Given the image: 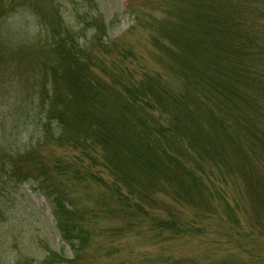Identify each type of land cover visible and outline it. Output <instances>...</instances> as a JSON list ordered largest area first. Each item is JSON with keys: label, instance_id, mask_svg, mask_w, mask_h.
<instances>
[{"label": "trees", "instance_id": "trees-1", "mask_svg": "<svg viewBox=\"0 0 264 264\" xmlns=\"http://www.w3.org/2000/svg\"><path fill=\"white\" fill-rule=\"evenodd\" d=\"M34 1L0 0V79L30 58L14 142L0 137V226L32 185L62 246L10 256L0 228V264L216 236L229 180L264 213V0H132L128 35L147 36L144 52L109 40L99 0Z\"/></svg>", "mask_w": 264, "mask_h": 264}, {"label": "rangeland", "instance_id": "rangeland-1", "mask_svg": "<svg viewBox=\"0 0 264 264\" xmlns=\"http://www.w3.org/2000/svg\"><path fill=\"white\" fill-rule=\"evenodd\" d=\"M23 1L6 0L16 4ZM36 1L45 3V0ZM99 1L107 23L111 26L109 40L118 42L119 47L125 45L121 41H131L137 50L144 52L143 45L147 42V36L144 33L135 37L128 35L132 26L128 15L132 0ZM88 36H91L90 32ZM29 65V57L20 58L15 68L0 79V137L5 132L11 143L14 142L11 141V131H15V121L10 112H15L21 105V94L28 85ZM8 95H11L10 98ZM226 187L230 202L211 221L212 227L218 232L216 236L166 238L164 244L151 242L146 236L125 240L115 238L111 245V241L106 239L104 248L113 246L110 252H115L105 257V249L99 251L97 247L92 248L84 264H119L125 259L141 260L142 257H147L146 264H160L172 258L183 262L196 260L200 264H264V213L261 211L260 215L254 214L251 200L241 191L242 187L238 183L229 180ZM23 194L22 198H18L21 212H16L3 226L5 249L10 256L27 255L42 260L49 249L60 250L62 243L45 197L36 192L32 185H25ZM227 206L232 209V215ZM191 215L185 214L189 217ZM0 228L3 229L2 225ZM238 228L240 230L237 233L234 229Z\"/></svg>", "mask_w": 264, "mask_h": 264}]
</instances>
